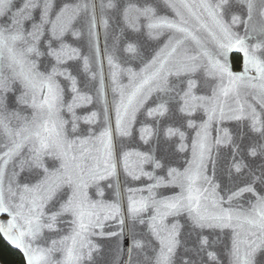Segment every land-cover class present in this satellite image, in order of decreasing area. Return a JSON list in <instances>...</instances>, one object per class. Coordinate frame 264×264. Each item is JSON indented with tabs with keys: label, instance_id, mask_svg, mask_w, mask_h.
Returning <instances> with one entry per match:
<instances>
[{
	"label": "snow or ice",
	"instance_id": "obj_1",
	"mask_svg": "<svg viewBox=\"0 0 264 264\" xmlns=\"http://www.w3.org/2000/svg\"><path fill=\"white\" fill-rule=\"evenodd\" d=\"M96 9L80 0H0V233L25 254V264H94L100 249L90 237L97 235L116 238L112 264H177V249L189 242L179 264H204L205 256L212 264H264V115L251 104L246 113L241 100L243 91L264 109V0H101V15ZM106 9L114 14L103 19ZM98 23L106 29L110 66L130 53L143 67L127 70L130 90H120L115 124L93 112L84 118L93 127L82 131L76 109L91 97L80 94L72 62L83 59L88 69L81 46L87 37L97 55ZM141 35L163 47L139 55L138 43L130 41ZM233 53L242 54L239 72L231 65ZM200 88L207 93L198 95ZM149 101L155 107L145 108ZM142 109L155 126L141 124L145 144L161 134L165 143L178 136V150L186 151L178 117L196 133L188 167L167 169L165 186L180 191L157 199L159 178L139 189L147 196L137 198L129 188L126 208L122 199L94 200L104 197V187L113 188L121 167L133 181L154 178L144 165L165 167L151 149L126 150ZM197 111L206 117L201 125L190 119ZM233 121L235 133L224 126ZM221 148L228 149L226 157ZM209 165L229 184L215 183ZM237 180L241 184L230 186ZM245 193L252 198L242 202ZM63 217H71L68 231L57 238ZM107 221L116 230L97 232ZM226 229L232 232L226 254L208 252L209 236ZM121 241L130 245L122 262Z\"/></svg>",
	"mask_w": 264,
	"mask_h": 264
},
{
	"label": "water",
	"instance_id": "obj_2",
	"mask_svg": "<svg viewBox=\"0 0 264 264\" xmlns=\"http://www.w3.org/2000/svg\"><path fill=\"white\" fill-rule=\"evenodd\" d=\"M80 2H91L97 5V14H100L99 4L101 0H80ZM106 2V0H104ZM14 3L19 4V0H14ZM15 12V8L12 10ZM114 11L111 9H106L105 12L102 14L103 19H107L109 16L113 15ZM165 14V13H161ZM170 14V12L168 13ZM122 18V17H121ZM254 18L255 15H254ZM97 32V46L99 48V52L93 58L91 52L87 48V37L84 38V45L81 46V53L82 56H87L89 58V67L88 69H84L83 67V59L79 62H72V74L76 77L78 83V87L80 88L81 95H87L91 97V103H86L84 107H78L76 109V115L79 117L77 123L80 126L82 131H86L89 127H93L92 125L84 123V118L91 115V113H97V118L100 122H103L105 118H110L112 124H115L116 119V106L119 103L120 98V90L121 89H128L129 87V77H128V68H132L135 72H140L141 68L143 67V63L136 59V54H124V59H117L115 62L118 67H112L108 64L107 55L108 50L105 44V33L106 29L104 28L102 23H98L96 28ZM134 36L136 34H133ZM69 42H71L69 40ZM130 42H137L138 43V52L141 56H147L153 52L159 50V48L163 47V44H158L157 41L149 40L147 36H137L135 40ZM235 54V53H233ZM233 54L230 55L231 65L234 71H241L242 70V63L240 64V68H236L233 66L232 57ZM241 55L242 58V54ZM126 61V62H125ZM242 61V59H241ZM45 64H47V60H45ZM113 73H115V77H113ZM65 86H67V82H63ZM199 83V81H198ZM206 88H200L197 90V94H206ZM66 99H71V90L70 88L66 87ZM241 100L244 102L245 112H250L251 109L248 107L251 104L253 107L256 108L258 114L264 115V109H262L259 104L251 97H246L245 93L241 92ZM229 103L232 104L233 107L236 105L229 100ZM155 107V104L152 101H149L145 108H152ZM106 110V111H105ZM144 109L141 110L140 113L137 114V123L135 125V133L132 138L126 140L128 148L126 150H134L140 152H148L150 149L152 153L155 155L156 159H160L161 163L165 165L162 169H155L152 165H144V171L152 173L153 179H148V177H142L139 181H133L127 178L124 173L122 167L118 170V176L113 177L111 183L113 184V188L109 189L104 187V197L93 196V199L99 201L101 203H109L113 199H122V208H126L127 205V197L130 195L128 192L129 188H132L135 192L137 198L140 196H147L149 193L147 191L140 192L139 189H147L151 185H155L157 183V179L162 178L163 183L161 186L156 187L153 189V194L156 196L157 199H164V198H171L175 196L180 189L173 188L167 185L169 181V177H167V169L168 168H177L180 171H183L184 168L188 167V162L192 160V149H191V142L196 138V133L194 130L187 128L186 122L181 120L179 117L176 119V125L184 124V127H181V131L185 132L186 139L183 142L187 145L186 151H179L180 147V139L179 137H174L171 141L164 142L163 135L160 136H153L149 143L145 144L143 141L139 139V129L141 124L146 123L149 127L155 128L152 123V118L146 117L144 115ZM67 118V117H66ZM190 119L194 120L197 125H201L203 119L206 117L203 116L201 111H197L194 113ZM225 127L229 128L230 131L235 133L237 130V122H230L224 125ZM95 127L99 128V125ZM211 131V130H210ZM216 133L212 131L211 136L209 137L212 140L215 137ZM157 141H160L159 145ZM116 142L119 144V138H117ZM92 147L91 144L85 146L86 150ZM217 149L213 148V154L215 155ZM221 157H226L228 154V149L221 148L219 149ZM136 158L133 157L131 163L134 165ZM137 174L139 172L137 171ZM208 175L210 178H214L215 183H220L222 186L224 184H229L228 179L223 175L222 171L218 167L215 172L212 169V166L209 165L208 168ZM241 180H237L230 184L233 188H235L236 184H241ZM107 183V182H105ZM103 187V184H102ZM113 189H118L120 192V197H116ZM225 193L222 191L220 195H224ZM259 194V193H258ZM251 194L245 193L244 197H242V202L250 200ZM71 217H63L61 218V222L59 227L61 229L60 232L55 233L54 235L59 238V236L64 235L68 231V225L66 223L67 220H70ZM103 221V217L101 218ZM180 223L184 224L185 221L183 219L180 220ZM144 233H147L146 226H140ZM115 222L114 221H107L105 222V227L103 229H97L96 231H103L105 233L110 231H115ZM188 227L185 225V228L182 230L181 233V240L182 242L187 239ZM207 235V233H205ZM1 237L8 243L13 249L19 250L12 242L8 239L6 235L0 233ZM15 235V233H13ZM231 237L232 232L231 230H224V232L217 231L209 236L211 241L210 246L207 248L208 252H212L214 254H219L223 257L226 254V248L231 246ZM92 243L97 245L100 249L99 254L95 255L94 264H112L113 259L115 258V248L117 240L116 238H108L106 236H92L90 237ZM130 245L127 241H121V247L123 248V253L120 256L121 262L128 259L127 250ZM186 247H191V243H182V247L177 249V264H179L180 260L186 259L187 257L184 254V249ZM24 259L26 260L25 254L19 250ZM151 252V249H148ZM264 260V257H261ZM0 264H4L0 260ZM204 264H212V262L208 259L207 256L204 257ZM220 264H226L225 261L221 260Z\"/></svg>",
	"mask_w": 264,
	"mask_h": 264
},
{
	"label": "trees",
	"instance_id": "obj_3",
	"mask_svg": "<svg viewBox=\"0 0 264 264\" xmlns=\"http://www.w3.org/2000/svg\"><path fill=\"white\" fill-rule=\"evenodd\" d=\"M241 55L233 54L232 63L236 68H240ZM0 260L4 264H25V259L19 250L13 249L0 235Z\"/></svg>",
	"mask_w": 264,
	"mask_h": 264
}]
</instances>
